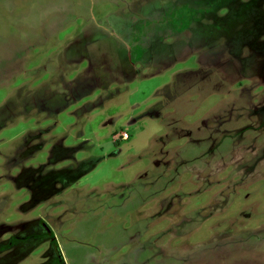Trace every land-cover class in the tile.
<instances>
[{"label": "rangeland", "instance_id": "1", "mask_svg": "<svg viewBox=\"0 0 264 264\" xmlns=\"http://www.w3.org/2000/svg\"><path fill=\"white\" fill-rule=\"evenodd\" d=\"M40 221L65 264H264V0H0V242Z\"/></svg>", "mask_w": 264, "mask_h": 264}, {"label": "flooded vegetation", "instance_id": "2", "mask_svg": "<svg viewBox=\"0 0 264 264\" xmlns=\"http://www.w3.org/2000/svg\"><path fill=\"white\" fill-rule=\"evenodd\" d=\"M37 225L22 226L21 233L24 237L18 238L6 232L3 241L0 242V264H65L61 254V243L73 242V246L80 245L75 242L74 237L67 235L59 238L52 226H47L43 222ZM58 232V227H55ZM20 239V240H19ZM62 241V242H61ZM61 242V243H60ZM36 261V263H32ZM96 264L93 261H69V264ZM98 264H104L99 261ZM67 263V261H66Z\"/></svg>", "mask_w": 264, "mask_h": 264}, {"label": "built area", "instance_id": "3", "mask_svg": "<svg viewBox=\"0 0 264 264\" xmlns=\"http://www.w3.org/2000/svg\"><path fill=\"white\" fill-rule=\"evenodd\" d=\"M121 135H122V137H123V138H126V136H127V135H126V134H124V133H122Z\"/></svg>", "mask_w": 264, "mask_h": 264}]
</instances>
